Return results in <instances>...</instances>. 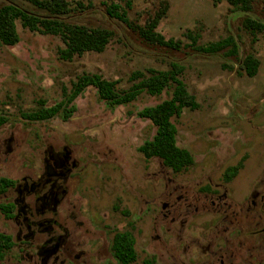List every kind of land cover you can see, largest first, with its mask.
Here are the masks:
<instances>
[{"label": "rangeland", "instance_id": "rangeland-1", "mask_svg": "<svg viewBox=\"0 0 264 264\" xmlns=\"http://www.w3.org/2000/svg\"><path fill=\"white\" fill-rule=\"evenodd\" d=\"M42 1L0 0V7L15 5L62 24L105 29L111 36L102 51L62 59V33L44 26L29 29L16 19L18 40L0 45V264L18 260L17 252L8 249L12 226L6 215L12 206L4 191L9 188L7 196L14 195L12 187L24 174L41 169L47 146L65 145L78 161L68 181L69 196L99 229L96 248L104 249V264H144L155 253L164 256L157 264L200 261L198 240L217 225L222 214L216 200L224 193L225 202L238 209L241 227L260 223L264 0H247L244 9L226 0H63L60 12H51ZM109 11H124L126 20ZM155 18L154 33L172 44L141 35ZM224 40L228 43L209 51ZM152 70L169 71L197 103L168 118L174 146L191 158L179 169L143 149L158 131L143 111L170 100L176 83L170 78L155 93L144 88L123 99ZM95 74L111 82L121 99L105 98L87 82L69 100L80 77ZM41 107L57 110L41 119L27 116ZM121 234L131 241L134 257L128 262L117 255ZM107 244L111 256L105 255Z\"/></svg>", "mask_w": 264, "mask_h": 264}, {"label": "flooded vegetation", "instance_id": "flooded-vegetation-1", "mask_svg": "<svg viewBox=\"0 0 264 264\" xmlns=\"http://www.w3.org/2000/svg\"><path fill=\"white\" fill-rule=\"evenodd\" d=\"M77 166L67 146L58 150L47 146L42 152L41 169L34 175L24 174L12 187L14 195L8 197L9 188L5 189L4 196L12 206L10 215H6L12 226L8 249L17 252L16 264H104V256L100 258L104 249L96 248L99 229L78 212L76 201L69 196L68 181ZM224 197L225 193L216 200L222 214L216 219L217 225L203 232L204 241L198 240L200 261L191 264H264V202L260 201L257 210L262 221L241 227L236 218L238 209ZM254 205L251 201V208ZM152 229L156 242L155 222ZM105 253L111 256L109 244ZM156 254L144 264L164 261L161 253Z\"/></svg>", "mask_w": 264, "mask_h": 264}, {"label": "trees", "instance_id": "trees-1", "mask_svg": "<svg viewBox=\"0 0 264 264\" xmlns=\"http://www.w3.org/2000/svg\"><path fill=\"white\" fill-rule=\"evenodd\" d=\"M218 2L221 0H213ZM230 5L235 8H246L245 4L247 0H226ZM45 8L54 12H60L61 7L64 5L63 0H43ZM111 13V11H109ZM111 15L122 20H126L125 12H112ZM20 19L23 26L29 29H37L40 26L45 27L46 31L62 33L64 37L65 47L59 50V56L62 59L70 58L73 54H81L87 50L102 51L105 44L108 42L111 32L105 29H90L83 26L62 24L59 21L47 18H40L36 15L27 13L22 8L15 5H3L0 7V45L14 44L17 39V33L15 30L14 21ZM157 24L156 18L148 24L147 29L141 32V35L146 39L151 37L165 44H172L171 40L163 41L161 35L154 33L153 29ZM228 43L224 40L209 46V51L215 50V48ZM250 68V73H253L254 66L252 64L248 65ZM247 69V70H248ZM170 75L169 71H151V75L144 77L139 83H134L131 86V91L124 93L123 99L133 98L139 91L146 89L150 93H155L161 89L163 84L167 79L172 78L173 82L176 83L173 97L170 100H164L155 107L145 108L143 114L150 117V119L157 125V133L155 138L149 145L143 149L146 153L158 154L162 157L165 164L170 166L172 169H179L181 166L187 165L191 162L189 153L186 150L178 149L174 146V127L168 123V118L172 114H177L182 106H188L189 108H195L197 103L195 102L194 96L188 94L185 86L180 80H176ZM92 82L95 84L103 97L114 100L118 102L120 96L115 97L113 91V84L107 82L100 78L98 75L82 76L80 80L74 85L72 94L69 100L77 94L82 86L87 83ZM59 106V105H58ZM57 108L43 109L42 107L35 112L28 114L29 118L41 119L55 112ZM1 122V118H0ZM117 255L123 262H128V260L133 259L134 253L131 246L130 239L127 235L121 234L117 236Z\"/></svg>", "mask_w": 264, "mask_h": 264}]
</instances>
